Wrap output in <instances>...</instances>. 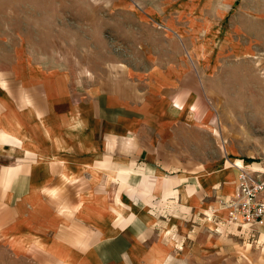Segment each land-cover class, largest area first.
I'll return each mask as SVG.
<instances>
[{"label":"crops","instance_id":"1","mask_svg":"<svg viewBox=\"0 0 264 264\" xmlns=\"http://www.w3.org/2000/svg\"><path fill=\"white\" fill-rule=\"evenodd\" d=\"M55 46H16L0 69V264L210 259L237 173L199 73L102 59L83 70Z\"/></svg>","mask_w":264,"mask_h":264},{"label":"rangeland","instance_id":"2","mask_svg":"<svg viewBox=\"0 0 264 264\" xmlns=\"http://www.w3.org/2000/svg\"><path fill=\"white\" fill-rule=\"evenodd\" d=\"M52 41L55 53L84 57L83 70L99 59L193 68L226 167L264 169V0H0V69L16 46ZM226 220L210 259L180 264H264V228Z\"/></svg>","mask_w":264,"mask_h":264},{"label":"built area","instance_id":"3","mask_svg":"<svg viewBox=\"0 0 264 264\" xmlns=\"http://www.w3.org/2000/svg\"><path fill=\"white\" fill-rule=\"evenodd\" d=\"M235 195L225 203L227 225L264 228V169L250 168L244 163L236 165Z\"/></svg>","mask_w":264,"mask_h":264},{"label":"bare ground","instance_id":"4","mask_svg":"<svg viewBox=\"0 0 264 264\" xmlns=\"http://www.w3.org/2000/svg\"><path fill=\"white\" fill-rule=\"evenodd\" d=\"M233 163H234V165H232L231 167H232V169L234 170L235 174H236V173L238 174V172L236 171V165H237V166H240L242 163H241V162H238V163L233 162ZM234 195H235V194H234Z\"/></svg>","mask_w":264,"mask_h":264}]
</instances>
